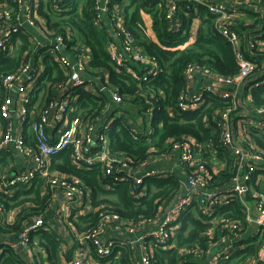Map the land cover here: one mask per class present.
Listing matches in <instances>:
<instances>
[{
  "label": "built area",
  "instance_id": "obj_1",
  "mask_svg": "<svg viewBox=\"0 0 264 264\" xmlns=\"http://www.w3.org/2000/svg\"><path fill=\"white\" fill-rule=\"evenodd\" d=\"M83 1H0V54L16 55L14 41L19 35L30 39L33 44L39 38L49 41L48 44L38 43L45 52L37 63L33 65L28 60L30 57H25L16 71L0 75V117L8 123L0 134V159L4 152H14L23 160L14 174L0 172V193L13 198L38 183L42 195L53 199L59 195L63 197L65 202L58 219L66 226L65 231L73 235L66 233L64 238L67 240L59 248L58 254L64 264H110L120 258L122 251L129 252L133 264H156L157 250L176 248L180 256L178 264H229L242 259L236 255L251 246L256 247V254L245 258L244 264H264V192L248 185L251 181H256V185L264 181V147L253 138L264 139V105L256 106L251 95L253 88L264 85V61L257 62L252 58L264 54V0H167L170 1L167 12L170 19L180 3H194L216 15V29L230 42L235 53L239 70L232 76H220L199 65L190 66L186 71L188 90L179 98L176 110L177 115L196 111L210 96L230 100V105L213 117L221 132V144L235 158L232 176L227 182L216 181L217 175L221 170L226 171V167L218 160L200 163L199 145L189 137L173 142L171 159L167 152L159 155L166 156L170 168L150 166L155 157L154 150H150L152 154L140 163L132 156L111 153L110 133L115 121L125 117L131 137L140 141L141 137L154 132L152 108L140 114L138 107L136 118L128 117L124 109L112 113L113 107H126L125 101L106 86L108 81L102 70L91 76L89 49L78 45L71 48L74 54L68 52L65 39L75 38V32L68 28L61 32L54 24L69 17L65 12L83 11L84 7L80 6ZM112 1L106 0L105 5L98 3L94 7L95 24L99 28L106 25L113 29L109 51L118 67L125 68L137 81H148L149 77L157 75V63L136 47L131 32L124 26V16L117 10L119 5H115V11L108 8ZM43 14L51 18L49 23ZM51 22L54 27L48 26ZM241 22L244 25L257 22V25L242 36L238 32ZM51 52L55 53L65 78L46 83L45 90L35 100L39 79L46 69L45 56ZM128 59L143 66L142 74L124 63ZM197 77H200L201 86L196 91ZM251 79H258V83L248 86ZM82 89L98 98H102L105 92L109 100L101 110L91 114L79 110L77 92ZM68 148L72 149L71 159L77 168L91 171L99 167L102 173L100 183L105 190H112L114 184L129 182L130 192L136 199L146 195V188L142 186L147 179L177 176L180 187L172 207L166 210L173 200L168 205L162 203L155 217L138 221L124 219L109 204L95 207L88 184L79 177L52 169L54 158ZM236 199L241 202L243 220L224 218L219 209ZM22 209L8 210L4 203H0L1 225H14L15 215ZM48 209L23 221L17 242H8L5 247L0 245V256L6 247L20 245L32 251L40 264H52L41 259L35 248L37 233L48 232L52 225L47 217ZM194 211L210 228L203 234L204 241L179 247L177 232L182 226L183 215ZM94 212L99 213L97 223L86 225L84 231H80L71 220Z\"/></svg>",
  "mask_w": 264,
  "mask_h": 264
},
{
  "label": "trees",
  "instance_id": "obj_2",
  "mask_svg": "<svg viewBox=\"0 0 264 264\" xmlns=\"http://www.w3.org/2000/svg\"><path fill=\"white\" fill-rule=\"evenodd\" d=\"M2 1V0H0ZM113 2L114 6L111 5ZM167 0H113L109 3L110 11H115L118 4V11L124 16V26L128 29L134 40L136 47L157 63L158 73L148 81H137L129 75L125 68H120L110 56L109 45L112 41L113 29H108L106 25L99 28L95 24L94 7L98 0H88L84 4L83 11H68L64 14L69 16L57 23L61 32L64 28L75 32V38L66 40L68 52L74 54L71 48L84 46L89 49L92 60L89 64L91 76L98 75V70L106 74V86L117 92L125 101L126 107H113L112 113L124 109L128 117L136 118L140 107V114H145L152 108L153 134L141 137L140 141H134L130 133L129 123L121 117L117 119L110 133V149L115 156L129 155L137 163L146 160L154 150V156L172 151L173 142L185 137L194 139L198 143V153L200 163H210L218 160L225 170L217 175V182H227L231 178V169L235 163L227 149L220 142L221 132L213 122L216 113L230 105V100L217 97H206L205 102L193 112L177 115L179 98L188 90L186 71L190 66L199 65L209 69L220 76H232L238 73L239 66L235 59V53L230 42L221 35L217 27V16L213 15L207 8L194 3H180L176 14L170 19L167 17L169 3ZM104 1L102 5H105ZM43 18L49 23L51 18L43 14ZM196 21L199 25L195 28ZM179 25V26H178ZM257 22L253 25H244L238 29L240 35L253 30ZM54 27L52 22L48 25ZM193 40V41H192ZM40 44H48L49 41L41 40ZM22 43L20 55L10 56L5 53L0 54V75L9 74L16 71L23 60V52L33 44V41L21 37ZM245 49V46H244ZM257 62L264 61V54L252 56ZM126 65L132 66L139 74H142L143 66L127 60ZM46 69L39 79V89L35 92L34 99H38L42 90H45L46 83L64 80L65 75L59 68L55 59V53H48L45 56ZM120 70V71H119ZM55 75V78L53 76ZM258 80V79H257ZM257 80H249L248 86L258 83ZM201 86L200 77L195 79L194 89L197 91ZM193 89V91H194ZM78 99L76 105L79 110L87 111L91 114L96 110H101L108 96L102 93V98L93 97L86 90L77 92ZM251 95L256 106L264 105V85L251 90ZM52 93H49V99ZM33 104V103H32ZM31 106V105H30ZM172 111L173 115L170 113ZM238 112L235 113L237 115ZM146 118V117H145ZM255 142L264 147V139L253 136ZM72 149L68 148L55 157L52 169L62 173L81 178L92 189L94 206L101 204L112 205L114 211L126 220H136L140 218L150 219L156 216L160 204L168 205L176 196L180 181L177 176L149 178L142 187L146 188V195L140 199L134 198L130 192L129 182L112 185V190H105L100 183L102 173L99 167H94L91 171L77 168L71 159ZM3 167V161H0ZM254 186L255 190L264 192V181L256 185V181L248 184ZM41 184H36L28 191L17 193L13 198L0 193V203H4L8 210L22 207L27 203L35 206L26 207L21 210L14 225L3 226L0 223V234L11 233L22 226L23 221L29 220L34 214L39 215L47 208L50 196L41 194ZM194 209L197 210L194 203ZM224 218H235L243 220L244 214L241 211V202L238 199L232 201L228 206L219 209ZM225 210V211H223ZM98 212L80 216L72 220L80 231L84 227L93 226L97 223ZM1 222V217H0ZM210 225L203 224L197 212H190L183 215L182 226L178 230V246L184 247L188 244L204 241L203 234H206ZM42 245L48 249L50 260L57 262L59 242L57 235L46 232L37 233ZM239 257L245 258L256 254V247L251 246L245 252L238 253ZM180 256L178 248L169 251L157 250L154 261L156 264H178ZM17 255L6 247L3 255L0 256V264H16ZM239 264V261H233ZM110 264H133L129 260V255L122 251L118 260ZM188 264H195L189 262Z\"/></svg>",
  "mask_w": 264,
  "mask_h": 264
},
{
  "label": "crops",
  "instance_id": "obj_3",
  "mask_svg": "<svg viewBox=\"0 0 264 264\" xmlns=\"http://www.w3.org/2000/svg\"><path fill=\"white\" fill-rule=\"evenodd\" d=\"M87 1L88 0L83 1L82 4H80V6L84 7V4L85 3L87 4ZM98 1L100 4H102L104 1L106 2V0H98ZM167 3H170V1ZM198 25H199V23H197V21H196L195 26H198ZM25 27L29 28V25L25 24ZM21 37H22L21 35L17 36L15 38V41H14L13 52L15 54H19V55H20V50H21V46H22V43L20 44ZM39 41H41L40 38L36 39L34 44H32L30 47H28L27 50H25L22 53L23 54L22 58L30 57L28 60H30L31 64H33V65L38 62L40 55H44V52H45L42 45H38V43H40ZM26 54H27V56H26ZM21 65H22V63H21ZM0 94H1V91H0ZM15 124H16V122H15ZM7 127H8V123L6 121H4L3 119H1V117H0V134H2ZM26 131L27 130H25V132ZM167 155H169L170 156L169 159H171L172 153L170 151L167 152ZM155 157H157V158L151 160L150 166L156 167V166L160 165V166L165 167V168L171 167L170 162L167 161V159H166V156H159L158 155ZM0 161H3V167L0 165V172H5V173H9V174H14L15 170L19 169L23 163V160L21 158L16 157L14 152L13 153L12 152H8V153L4 152V155L0 159ZM174 163L175 162H172L171 164H174ZM64 202H65V200L60 195L56 199H53V197L50 196L49 203L47 205V207L50 208V209H48L47 217L50 221H52V225L49 226L50 229L46 233L57 235L56 238H57V241L59 242L60 246H61L62 242L67 240L64 238L66 233H68L70 236H73L72 233L65 231L66 226L61 225L60 221L58 219L60 209L64 205ZM27 206H35V205L32 203H27L26 205H23L22 207L26 208ZM18 215L16 213L15 218H17ZM36 215L37 214H34L33 216H30L29 218L35 217ZM71 220H73V219H71ZM20 228H21V226H20ZM18 231H19V229H16V230H14V232H11V233L7 232V233L0 234V245L5 247V244L8 242H10V243L17 242ZM35 239L37 240L35 242V248L38 250V255H40V258L41 259H47L50 262H52V264H54L55 262L53 260H50L49 251L47 248H45L42 245V242L40 241L39 236L35 237ZM60 246H59V248H60ZM10 249L12 250V252L14 254L17 255L18 262L16 264H40V260H38L36 258V256L33 255L32 251H29L28 249H25L24 247H22L20 245H18L15 248H10ZM58 253H59V250H58ZM127 254L129 255V252H127ZM244 261H243V264H244ZM42 264H46V263L43 262ZM56 264H64V260L59 256V254L57 257ZM229 264H234V263L231 262Z\"/></svg>",
  "mask_w": 264,
  "mask_h": 264
},
{
  "label": "rangeland",
  "instance_id": "obj_4",
  "mask_svg": "<svg viewBox=\"0 0 264 264\" xmlns=\"http://www.w3.org/2000/svg\"><path fill=\"white\" fill-rule=\"evenodd\" d=\"M198 23V22H197ZM197 26H195V28H196ZM193 41V40H192ZM133 110L136 112V108L134 107L133 108ZM149 119H148V117H147V121H148ZM155 158H157V157H154L153 159H155ZM263 187H264V185H262ZM239 261V264L241 263V262H243V258L242 259H240V260H238Z\"/></svg>",
  "mask_w": 264,
  "mask_h": 264
},
{
  "label": "water",
  "instance_id": "obj_5",
  "mask_svg": "<svg viewBox=\"0 0 264 264\" xmlns=\"http://www.w3.org/2000/svg\"><path fill=\"white\" fill-rule=\"evenodd\" d=\"M175 200V199H174ZM174 200L171 202V204L169 205V207L167 208V211L170 210V208L172 207L171 205L174 203Z\"/></svg>",
  "mask_w": 264,
  "mask_h": 264
}]
</instances>
